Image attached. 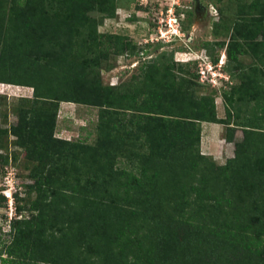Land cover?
Here are the masks:
<instances>
[{
    "label": "trees",
    "instance_id": "trees-1",
    "mask_svg": "<svg viewBox=\"0 0 264 264\" xmlns=\"http://www.w3.org/2000/svg\"><path fill=\"white\" fill-rule=\"evenodd\" d=\"M234 2L213 26L233 27L224 70L233 77L235 62L241 79L220 118L215 96L197 93L196 64L174 52L103 82L114 57L141 51L99 30L121 0H0V83L33 89L17 122L0 123V149L12 135L33 163L29 197L16 194L28 215L10 220L9 241L0 226V264H264V55L246 64L236 37L264 33V0ZM225 43L205 46L213 57ZM61 102L99 108L95 142L57 135ZM202 122L227 125L225 164L202 152Z\"/></svg>",
    "mask_w": 264,
    "mask_h": 264
},
{
    "label": "rangeland",
    "instance_id": "rangeland-1",
    "mask_svg": "<svg viewBox=\"0 0 264 264\" xmlns=\"http://www.w3.org/2000/svg\"><path fill=\"white\" fill-rule=\"evenodd\" d=\"M121 4L117 11V16L105 19L99 30L101 32L126 34L132 38L141 51L136 55L125 54L114 57L112 59L114 68L102 71L105 84L113 85L129 81L133 75L140 73V67L145 62L153 60L162 51L174 52L176 61L188 62L192 68L195 64L198 65L200 61H209L210 58L214 62L213 58L217 56V53L215 52V56L212 57L207 50L203 51L201 48L203 38L210 31V21L212 18H216L210 6L207 9L199 10L198 14L195 10V0H121ZM172 4H175L178 13L185 12V19L181 23V31L186 32L187 35L190 34L189 39L173 37L174 40L170 43L147 42L150 40L151 34L156 32V19L161 16L166 18V9ZM196 22L198 26H196ZM188 52H191V54ZM191 57L199 59V61L185 60ZM245 61L246 63L251 62L250 59H245ZM214 63V70L218 72L216 73L218 77H215L216 85L203 84L198 81L201 86L197 88V93L199 95L212 93L215 96L218 117L223 116L221 118H225L227 103L223 99V92L226 90L230 91L234 81L230 79V82H232L230 83L224 79L223 76L227 77L229 73L224 68L220 70ZM32 94L33 89L30 87L0 83V100L2 102L0 123L3 126H9L11 123L17 122V107L20 104V100L25 96L32 97ZM98 119V107L73 102H61L56 133L60 137L93 143L97 137ZM220 124L225 136L227 125L224 123ZM242 137V129L238 128L236 140H240ZM0 153L8 157V162L0 163V226L4 228L1 234L2 240L9 241L10 234L8 230L11 218L28 215L27 211H23L20 214L17 212V202L22 204L24 201L18 200L16 194L19 195V198L29 197L25 184L31 182L29 172L33 163L26 158L25 150L16 145L15 137L12 135L4 138ZM209 156L217 164H225L227 161H220L212 155ZM119 164L128 167L131 165L127 158H122ZM4 190H7L6 193L13 192L12 211L10 209L11 206H9V197L4 193ZM2 195L6 198L3 199Z\"/></svg>",
    "mask_w": 264,
    "mask_h": 264
},
{
    "label": "crops",
    "instance_id": "crops-1",
    "mask_svg": "<svg viewBox=\"0 0 264 264\" xmlns=\"http://www.w3.org/2000/svg\"><path fill=\"white\" fill-rule=\"evenodd\" d=\"M203 2L204 5L207 6V8L210 6L216 8L218 10L221 11V8L225 7L224 5L227 4L229 2V0H201ZM247 1V0H245ZM250 1V0H248ZM234 2V0H233ZM233 7H236V3L234 2V4H232ZM211 9V8H210ZM226 11L229 12V9ZM215 16V15H214ZM220 16L219 15L215 16L216 18H212V20L210 21V31L208 33V35H206L203 38V42H202V50H208L207 47L205 46L206 42H214V41H225V45L223 47H215L214 52H216L217 54L221 53V55H226L227 57V61H228V56H227V47L228 44L231 41V37L233 34V27L231 28L230 31H225V29H220L218 31L219 34H215L214 30H213V26L215 22H220V21H224L228 18H218ZM202 19V18H201ZM224 19V20H223ZM232 21V19L230 20V22ZM236 21V20H234ZM199 22V21H197ZM195 23L196 26H198V23ZM250 35V36H247ZM204 36V34H203ZM238 40L245 42V56L243 57L244 59H250L252 60L254 56H261L264 55V33L258 32L257 34L254 32L252 34H246L243 36H236ZM245 37H248V39H246ZM248 40V41H246ZM210 53V51H208ZM248 64V63H246ZM231 69L233 70L234 76L232 77L231 74L229 73L231 79L234 81L233 86H237L239 85L241 79L238 77V73L239 71H237V68L235 66V62L229 63L228 64ZM248 66V65H247ZM262 69L264 70V66H262ZM219 97L217 98V102H218ZM224 99V97H223ZM232 113L235 117V111L232 110ZM220 118L223 116H219ZM201 149L202 152L204 154L207 155H212L215 158H217L220 161H225L228 160L229 158L233 157L235 155V144L234 142H229L224 138L223 135V130H222V125L220 123H213V122H202V139H201Z\"/></svg>",
    "mask_w": 264,
    "mask_h": 264
},
{
    "label": "built area",
    "instance_id": "built-area-1",
    "mask_svg": "<svg viewBox=\"0 0 264 264\" xmlns=\"http://www.w3.org/2000/svg\"><path fill=\"white\" fill-rule=\"evenodd\" d=\"M148 1V0H147ZM180 5V4H178ZM212 10L215 13V16L219 15L218 10L214 7H212ZM164 14V12H163ZM185 19V12L178 13L175 7V4H172L170 7L166 9V18L164 16H161L160 18L156 19V32L151 34L150 40L147 42H152V43H159V42H164V43H170L174 40L175 37L177 38H187L189 39V34L187 35L186 32L181 31V23ZM174 37V38H173ZM191 54V52H188ZM196 54V53H193ZM125 55V54H123ZM127 55V54H126ZM210 58V56L208 55ZM199 61V59L196 58H189L185 59L186 61ZM226 55H221L219 58V61L217 63L212 62V58L209 59V61L203 60L200 61L199 64H196V69H197V74H198V81H200L203 84H214L216 85V76L218 75L214 70L213 63L219 67L220 70L224 68L226 65ZM208 60V59H207ZM228 75V74H227ZM222 77V76H220ZM224 79H226L228 82H230V75L223 76ZM232 83V82H230ZM11 187V186H10ZM7 190H4V193H6ZM6 195L9 197V206H11V211H12V196L13 192L6 193ZM12 219V218H11Z\"/></svg>",
    "mask_w": 264,
    "mask_h": 264
},
{
    "label": "water",
    "instance_id": "water-1",
    "mask_svg": "<svg viewBox=\"0 0 264 264\" xmlns=\"http://www.w3.org/2000/svg\"><path fill=\"white\" fill-rule=\"evenodd\" d=\"M196 2V12L199 14V10L207 9V6L203 4L201 0H195ZM190 35V34H189Z\"/></svg>",
    "mask_w": 264,
    "mask_h": 264
},
{
    "label": "flooded vegetation",
    "instance_id": "flooded-vegetation-1",
    "mask_svg": "<svg viewBox=\"0 0 264 264\" xmlns=\"http://www.w3.org/2000/svg\"><path fill=\"white\" fill-rule=\"evenodd\" d=\"M203 13H204V12H203ZM203 13H202V14H203ZM131 39H132V38H131ZM127 55H128V54H127Z\"/></svg>",
    "mask_w": 264,
    "mask_h": 264
}]
</instances>
